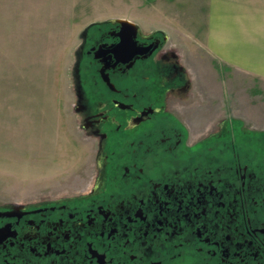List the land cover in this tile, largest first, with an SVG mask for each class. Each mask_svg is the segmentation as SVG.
Masks as SVG:
<instances>
[{
	"label": "flooded vegetation",
	"instance_id": "1",
	"mask_svg": "<svg viewBox=\"0 0 264 264\" xmlns=\"http://www.w3.org/2000/svg\"><path fill=\"white\" fill-rule=\"evenodd\" d=\"M170 41L83 29L73 106L93 183L0 203V264H264V131L219 114Z\"/></svg>",
	"mask_w": 264,
	"mask_h": 264
},
{
	"label": "rangeland",
	"instance_id": "2",
	"mask_svg": "<svg viewBox=\"0 0 264 264\" xmlns=\"http://www.w3.org/2000/svg\"><path fill=\"white\" fill-rule=\"evenodd\" d=\"M257 1L264 5V0ZM210 3L0 0V203L90 189L96 174L95 150L74 111L73 67L80 34L96 21L117 17L138 23L145 31L163 29L191 64L194 79L196 73L201 77L202 61L212 68L216 81L202 83V88L218 102L219 114L228 111L247 129L264 131V79L216 67L207 47L190 36L197 5Z\"/></svg>",
	"mask_w": 264,
	"mask_h": 264
},
{
	"label": "crops",
	"instance_id": "3",
	"mask_svg": "<svg viewBox=\"0 0 264 264\" xmlns=\"http://www.w3.org/2000/svg\"><path fill=\"white\" fill-rule=\"evenodd\" d=\"M197 6L190 36L201 47H207L214 65L264 79V5L257 0H233L232 5H218L217 0H211L209 5ZM200 65L201 77L196 73L195 82L213 85L216 80L210 73L212 68L205 61Z\"/></svg>",
	"mask_w": 264,
	"mask_h": 264
},
{
	"label": "water",
	"instance_id": "4",
	"mask_svg": "<svg viewBox=\"0 0 264 264\" xmlns=\"http://www.w3.org/2000/svg\"><path fill=\"white\" fill-rule=\"evenodd\" d=\"M113 20L121 23V25H123V27H127V26L131 27L133 31L134 30L136 31L138 29V26L134 22H132L128 19L117 18V19H113Z\"/></svg>",
	"mask_w": 264,
	"mask_h": 264
}]
</instances>
